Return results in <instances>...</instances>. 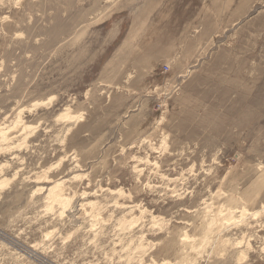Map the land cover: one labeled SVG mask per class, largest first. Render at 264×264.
Segmentation results:
<instances>
[{
	"label": "rangeland",
	"instance_id": "rangeland-1",
	"mask_svg": "<svg viewBox=\"0 0 264 264\" xmlns=\"http://www.w3.org/2000/svg\"><path fill=\"white\" fill-rule=\"evenodd\" d=\"M0 264H264V0H0Z\"/></svg>",
	"mask_w": 264,
	"mask_h": 264
},
{
	"label": "bare ground",
	"instance_id": "bare-ground-1",
	"mask_svg": "<svg viewBox=\"0 0 264 264\" xmlns=\"http://www.w3.org/2000/svg\"><path fill=\"white\" fill-rule=\"evenodd\" d=\"M62 203H63V202H61V204H62ZM63 205H64V204H63ZM63 205H62V206H63ZM66 205H68V204H66ZM66 205H65V206H66ZM73 206H74V205H73ZM63 207H64V206H63ZM71 207H72V206H71ZM64 208H65V207H64ZM73 209H75V208L73 207ZM76 209H77V208H76Z\"/></svg>",
	"mask_w": 264,
	"mask_h": 264
}]
</instances>
